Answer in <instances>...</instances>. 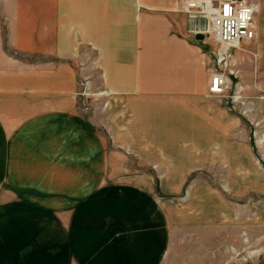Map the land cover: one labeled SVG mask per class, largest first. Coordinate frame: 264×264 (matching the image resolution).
<instances>
[{
	"label": "crops",
	"instance_id": "0c3cea01",
	"mask_svg": "<svg viewBox=\"0 0 264 264\" xmlns=\"http://www.w3.org/2000/svg\"><path fill=\"white\" fill-rule=\"evenodd\" d=\"M175 1L0 0V264H120L126 227L163 236L138 240L141 252L164 248L173 211L148 179L101 180L111 164L122 170L110 148L181 163L170 155L229 141L232 115L208 95L213 56ZM79 65L111 98L100 121L79 110ZM107 193L112 202L91 210Z\"/></svg>",
	"mask_w": 264,
	"mask_h": 264
},
{
	"label": "rangeland",
	"instance_id": "374dc122",
	"mask_svg": "<svg viewBox=\"0 0 264 264\" xmlns=\"http://www.w3.org/2000/svg\"><path fill=\"white\" fill-rule=\"evenodd\" d=\"M187 1L175 3L179 7L183 5L181 11L185 13L188 31L195 37L194 31L201 29L206 20L196 13L201 7L188 9ZM246 1L257 6L252 23L255 36L240 39L231 47L225 63L219 66L225 67L230 86L225 94L214 95L232 115L225 120L234 125L230 135L226 132L223 135L229 140L223 141L226 146L208 148L210 153L183 149L187 152L185 157L171 152L173 160L187 161L181 163L165 162L157 149L110 148L111 154L122 161V170L121 165L109 164L108 175L105 181L101 180V186L133 189L130 185L136 184L138 177L147 178L159 201L173 211L174 219L173 226L169 227L170 234L165 228L167 240L157 253L152 252L154 244L151 243L141 252L138 240L157 236L156 240L161 242L163 236L151 229L139 233L126 227L123 236L127 251L125 259L122 262L119 259L120 264H264V0ZM2 25L5 37L4 21ZM198 41L209 47L214 58L220 47L217 42L210 36ZM3 46L9 52L6 39ZM217 66L214 62V66L209 67L210 77L211 68ZM83 68V65L77 68L81 80L75 93L78 107L87 116L100 121L101 110L110 108L111 98L103 93L106 89L92 86ZM230 142H234L235 147H229ZM116 167L121 171H115ZM170 173L173 179H166ZM64 181L68 182V187L78 184L69 179ZM1 187H8L2 178V169ZM103 195H98L93 201L94 207L90 208L99 210V214L101 208L95 206L101 205L102 199L112 202V196ZM115 235L113 232L112 236Z\"/></svg>",
	"mask_w": 264,
	"mask_h": 264
},
{
	"label": "built area",
	"instance_id": "2783aa9c",
	"mask_svg": "<svg viewBox=\"0 0 264 264\" xmlns=\"http://www.w3.org/2000/svg\"><path fill=\"white\" fill-rule=\"evenodd\" d=\"M187 1V0H186ZM217 1V5H215ZM191 9L200 6V10H196L198 14L206 20L201 29L194 31L202 32L206 37H211L220 46L217 54L213 58L217 67L211 68V77L208 85V92L212 95L225 94L230 83L225 76V63L231 47L240 39L253 38L254 30L252 23L256 12L252 3L246 0H199L187 1ZM228 46H231L228 48ZM212 67V66H211Z\"/></svg>",
	"mask_w": 264,
	"mask_h": 264
},
{
	"label": "water",
	"instance_id": "95a60500",
	"mask_svg": "<svg viewBox=\"0 0 264 264\" xmlns=\"http://www.w3.org/2000/svg\"><path fill=\"white\" fill-rule=\"evenodd\" d=\"M195 38L197 39V40H201V39H203L204 38V35L202 34V33H196L195 34Z\"/></svg>",
	"mask_w": 264,
	"mask_h": 264
},
{
	"label": "bare ground",
	"instance_id": "6f19581e",
	"mask_svg": "<svg viewBox=\"0 0 264 264\" xmlns=\"http://www.w3.org/2000/svg\"><path fill=\"white\" fill-rule=\"evenodd\" d=\"M199 1V0H198ZM253 5H254V7H255V10L257 11V6L253 3ZM200 33H202V32H200ZM203 34V33H202ZM204 35V34H203ZM204 37H206L205 35H204ZM229 47H231V46H228V48ZM209 93V92H208ZM208 95H212V94H208Z\"/></svg>",
	"mask_w": 264,
	"mask_h": 264
},
{
	"label": "trees",
	"instance_id": "16d2710c",
	"mask_svg": "<svg viewBox=\"0 0 264 264\" xmlns=\"http://www.w3.org/2000/svg\"><path fill=\"white\" fill-rule=\"evenodd\" d=\"M251 143L253 144V141L251 140Z\"/></svg>",
	"mask_w": 264,
	"mask_h": 264
}]
</instances>
